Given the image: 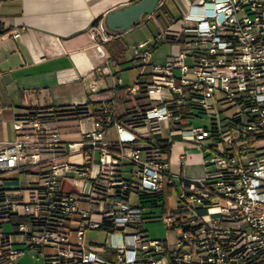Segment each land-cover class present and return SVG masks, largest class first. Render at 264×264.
<instances>
[{
    "label": "built area",
    "instance_id": "1",
    "mask_svg": "<svg viewBox=\"0 0 264 264\" xmlns=\"http://www.w3.org/2000/svg\"><path fill=\"white\" fill-rule=\"evenodd\" d=\"M176 24L133 46L142 71L150 67L139 124L114 117L111 105L31 109L15 117L16 137L0 148V264H17L25 253L3 231L6 222L42 251L45 264H264V0H193ZM20 33L15 28L11 35ZM91 33L98 56L108 57L102 41L113 35L105 21ZM162 41L177 48L165 64H153ZM196 107L213 117L210 126L192 125ZM231 107L235 112L221 118ZM56 117H90L92 128L80 140L66 139ZM165 131L170 141L208 139L207 170L181 181L184 212L166 220L176 233L152 239L131 194L163 189L169 161L156 148L144 150L140 139ZM76 154L78 161L71 159ZM23 168L35 173L28 186H7L5 174ZM64 177L82 179L83 190H62ZM88 229L112 237L98 245L103 252L86 243Z\"/></svg>",
    "mask_w": 264,
    "mask_h": 264
},
{
    "label": "crops",
    "instance_id": "2",
    "mask_svg": "<svg viewBox=\"0 0 264 264\" xmlns=\"http://www.w3.org/2000/svg\"><path fill=\"white\" fill-rule=\"evenodd\" d=\"M134 1L136 0H0V148L16 137L13 127L15 117L31 109H63L81 105L93 111L111 105L114 117L123 122L129 113L142 111L147 107L149 101L146 85L150 79V67L144 72L140 68L133 82L129 83L137 85L138 91L129 93L122 69L119 65L112 64L106 47L103 46L108 57L98 56L91 33L96 19L104 20L108 12ZM174 1L180 7L187 8L193 0ZM163 3L169 8L168 0H161L157 9ZM156 10L151 15H142L140 20H143L135 25L160 18L155 14ZM169 10L171 11L170 8ZM174 25L177 26L176 21L171 23L168 19L160 33ZM134 26L115 33L120 34L127 43L126 37L134 32ZM15 28L21 30L18 37L11 35ZM133 46L132 58L128 61H133V66L138 67L141 65L133 54ZM119 77L123 79V85L118 83ZM56 118L58 126L63 124L62 133L66 139L80 140L82 130L92 128L93 120L90 117L82 120ZM138 130L144 131L145 128L139 126ZM160 136L170 137L167 131ZM108 138L113 143L117 140L114 127L109 129ZM171 141L170 183L174 184L176 179H180L181 183L183 178L203 176L207 170L203 162L206 153L204 146L209 145V141H202L200 144L184 140L180 135L171 137ZM192 142L198 147L193 148L188 144ZM45 156L49 154L46 153ZM80 158L79 154L71 156L72 160L78 161ZM34 174L33 170L23 168L5 174L4 179L7 186L26 187L28 178H35ZM64 180L71 182L68 188L62 187ZM60 188L64 191H82L84 182L77 177H64L61 178ZM81 205L91 207L86 201ZM87 244L103 252L99 243ZM46 252L51 253L53 249L47 248Z\"/></svg>",
    "mask_w": 264,
    "mask_h": 264
},
{
    "label": "rangeland",
    "instance_id": "3",
    "mask_svg": "<svg viewBox=\"0 0 264 264\" xmlns=\"http://www.w3.org/2000/svg\"><path fill=\"white\" fill-rule=\"evenodd\" d=\"M168 6L172 11V15L176 19V23L178 20L183 18V13L186 10V7H180L176 1L168 0ZM143 20V19H141ZM140 20V21H141ZM168 22V18L162 16L160 18H153L147 22H140L139 24L135 25L134 32H130L127 35L126 40L128 44V49L126 52L127 59L132 58V46L135 43H138L143 40L147 39H154L155 35H158L162 30L163 26ZM159 36V35H158ZM175 49V44L171 42H162L157 46L152 52L151 62L153 64L161 65L165 64L168 60V57L172 54ZM191 58H188L186 62L188 64L191 63ZM132 62H125L122 65H119L122 75L126 78L128 85H132L129 83L133 82V78L136 73L142 68L141 66H133ZM120 101V100H118ZM228 105H225L227 108ZM221 106H218V111H221ZM236 107H231L224 112L220 113L221 118L230 116L234 113ZM212 116L210 114H201L200 116L192 118V125L194 126H210L212 124ZM61 131L63 130V124L59 126ZM64 131V130H63ZM208 141V139L203 140ZM194 147H198L197 144L188 143ZM7 174V173H6ZM6 176V175H5ZM71 185V182L64 180L62 183V187L68 188ZM182 190V186L180 183V179H176L174 185H166L165 187V195L164 200L159 206L152 208L153 215L155 216L152 220H147L144 222V230L147 232V235L152 239H166L171 238L176 230L170 229L167 226L166 220L169 216L178 217L179 215L183 214L180 213L178 210L181 209L180 205V197L179 192ZM131 202L134 204H140L139 199L136 193L131 194ZM3 231L6 233H11L12 240L17 243V246L24 247L25 253L17 260V264H45L44 257L42 251L37 249L36 247H29L28 237L25 233H18L15 232V227L12 223L6 222L3 224ZM112 237L108 234L105 230L102 229H88L85 235L86 243H99L104 244L106 239Z\"/></svg>",
    "mask_w": 264,
    "mask_h": 264
},
{
    "label": "trees",
    "instance_id": "4",
    "mask_svg": "<svg viewBox=\"0 0 264 264\" xmlns=\"http://www.w3.org/2000/svg\"><path fill=\"white\" fill-rule=\"evenodd\" d=\"M156 11L157 12L155 14L157 15V17L165 16L169 19L171 23L176 21L174 16L171 14V11L167 7L166 3H163ZM98 21H100V19H96L95 23H97ZM111 33L113 37H111L108 40L102 41V45L106 47L107 50L109 51L110 53L109 59L111 60L112 64L115 66L122 65L125 62H128V59H126V52L128 49V45L120 34L115 33L114 31H111ZM196 110L198 111L195 112L194 114H196L197 116L204 114V111L201 108L196 107ZM129 114L130 115H128V117L124 118L123 121L124 123L139 124L141 122V111H134ZM140 140L145 143V147L143 148L144 150L156 148L164 155L165 159L169 161V156L171 153V147L173 142L170 141L168 138H163L160 135H157V136H144L141 137ZM164 179H165L164 187L160 191H144V190L137 191V197L140 202V204L138 205L141 206L142 209L144 210L143 211L144 222L147 220H152L155 217L151 209L156 206H159L164 200L166 185L175 184V183L174 184L170 183L171 179L169 178V174H167V176H165ZM181 207L182 205H180V208ZM178 211L184 212L182 208L179 209ZM38 224L41 225V222H39Z\"/></svg>",
    "mask_w": 264,
    "mask_h": 264
},
{
    "label": "water",
    "instance_id": "5",
    "mask_svg": "<svg viewBox=\"0 0 264 264\" xmlns=\"http://www.w3.org/2000/svg\"><path fill=\"white\" fill-rule=\"evenodd\" d=\"M161 0H136L106 14L104 21L114 32H124L139 22L144 14H153Z\"/></svg>",
    "mask_w": 264,
    "mask_h": 264
}]
</instances>
